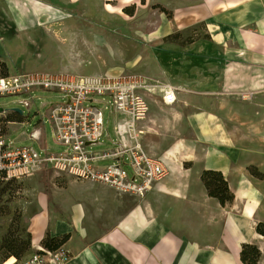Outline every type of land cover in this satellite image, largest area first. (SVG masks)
<instances>
[{
    "label": "crops",
    "instance_id": "1",
    "mask_svg": "<svg viewBox=\"0 0 264 264\" xmlns=\"http://www.w3.org/2000/svg\"><path fill=\"white\" fill-rule=\"evenodd\" d=\"M262 2L195 0L180 7L181 17L204 21L210 38L165 43L179 52L164 60L157 78L146 77L176 95L172 104L159 92L152 95L138 126V142L162 161L164 176L143 196L56 177L64 183L50 187L49 199L44 191L36 197L25 256L49 230L51 236L70 234L62 264H241L243 243L255 244L257 264H264V236L255 230L264 221ZM251 166L262 177L252 175ZM209 168L222 172L232 202L222 206L207 194L200 174Z\"/></svg>",
    "mask_w": 264,
    "mask_h": 264
},
{
    "label": "rangeland",
    "instance_id": "2",
    "mask_svg": "<svg viewBox=\"0 0 264 264\" xmlns=\"http://www.w3.org/2000/svg\"><path fill=\"white\" fill-rule=\"evenodd\" d=\"M40 1L55 5L66 17L53 22L41 16L28 19L19 26L13 23L5 0H0V50L8 72L28 69L56 72L66 69L76 75L110 72L157 78L161 74L164 60L179 52L177 48L166 47L165 43L183 46L190 43L187 41L181 44L187 38L208 34L204 21L193 18V14L192 17L184 18L183 13L181 17L183 10L181 12L180 7L194 5L195 0H145L144 3L134 0L124 5L131 6L132 15L122 10L110 13L104 9L106 1L115 4L116 0ZM54 1L59 3L53 4ZM219 7L221 9L218 11H221L225 5L221 3ZM160 8H165L166 12ZM258 17L264 21V0ZM164 25L167 28L165 31L162 30ZM169 30L167 34L172 33V39L164 40L167 34H161ZM30 94L33 97L30 113L24 105L14 102L17 96L0 97L4 107H18L22 110L20 121L8 124L7 140L33 145L35 149L41 150L39 142L28 139L29 133L39 127L47 149H60L54 143L46 115L49 103L62 100L60 94L49 90L32 91ZM106 126L113 137V114L108 115L107 110ZM110 146V141L103 136L99 144L89 148L103 150ZM113 161H100L98 164ZM62 181L47 169L29 177L0 181V242L8 230L24 238L28 232L29 217L38 209L37 195L44 191L49 199L50 187L53 184L60 186L64 183ZM58 194V191L53 190L55 197ZM3 261L0 250V264Z\"/></svg>",
    "mask_w": 264,
    "mask_h": 264
},
{
    "label": "built area",
    "instance_id": "3",
    "mask_svg": "<svg viewBox=\"0 0 264 264\" xmlns=\"http://www.w3.org/2000/svg\"><path fill=\"white\" fill-rule=\"evenodd\" d=\"M49 90L60 94L61 101L51 102L47 118L54 143L60 149L48 150L43 133L35 127L28 139L39 142L19 144L8 139V124L15 107L0 103V181L21 179L36 172L51 170L56 177L99 183L117 193L143 196L166 169L162 161L149 155L137 140L139 123L147 117L151 96L160 93L164 104L176 101L174 89L150 83L140 74L92 73L76 75L66 70L56 72L38 69L8 72L0 75V97L14 100L30 113L32 91ZM105 110L113 114V137L105 127ZM22 116V110H21ZM105 136L111 146L103 150L89 147ZM115 160L104 165L100 161ZM60 247L50 250L39 246L22 257L19 264H62L67 252Z\"/></svg>",
    "mask_w": 264,
    "mask_h": 264
},
{
    "label": "trees",
    "instance_id": "4",
    "mask_svg": "<svg viewBox=\"0 0 264 264\" xmlns=\"http://www.w3.org/2000/svg\"><path fill=\"white\" fill-rule=\"evenodd\" d=\"M144 3L145 0H140ZM53 4L59 3L58 1L52 2ZM161 11L166 12L165 8H160ZM122 11L130 15L133 14L131 6H123ZM168 15H171L168 13ZM173 34H167L164 36V40L172 39ZM210 38L209 34L205 33L202 36H196L194 38H187L185 42H191L198 38ZM174 41V40H172ZM8 72L6 63L0 59V75H5ZM19 114H13L10 116V120H19ZM249 171L252 175L262 177V174L257 171L254 166L249 167ZM200 179L207 191V194L214 197L222 206L232 202L234 199V193L230 190L228 182L224 178L222 172L216 169H203L200 174ZM257 233L264 236V221H258L255 225ZM69 233H63L58 236H51L49 230H46L45 235L41 239V246L54 250L63 245L69 238ZM31 248L30 233L26 232L25 237L21 238L19 235H13V231L8 230L3 236L2 242H0V250L2 251V259L6 260L10 256H14L16 260L21 259ZM260 249L252 243H243L240 249V262L241 264H257L260 258Z\"/></svg>",
    "mask_w": 264,
    "mask_h": 264
},
{
    "label": "bare ground",
    "instance_id": "5",
    "mask_svg": "<svg viewBox=\"0 0 264 264\" xmlns=\"http://www.w3.org/2000/svg\"><path fill=\"white\" fill-rule=\"evenodd\" d=\"M76 1V0H73ZM117 2L111 3L106 1L104 3V9L107 12H121L122 6L131 3L133 0H116ZM8 10L11 14V18L14 24L21 26V24L27 22L28 19L38 18L46 16L49 21H57L64 19L66 16L55 5L44 4L40 0H5ZM162 30H167L166 25L162 27ZM14 256H10L3 261V264H12Z\"/></svg>",
    "mask_w": 264,
    "mask_h": 264
},
{
    "label": "water",
    "instance_id": "6",
    "mask_svg": "<svg viewBox=\"0 0 264 264\" xmlns=\"http://www.w3.org/2000/svg\"><path fill=\"white\" fill-rule=\"evenodd\" d=\"M14 110L17 111V112H19V113H21V109L18 108V107H15Z\"/></svg>",
    "mask_w": 264,
    "mask_h": 264
}]
</instances>
